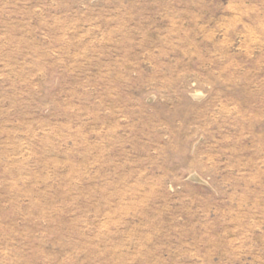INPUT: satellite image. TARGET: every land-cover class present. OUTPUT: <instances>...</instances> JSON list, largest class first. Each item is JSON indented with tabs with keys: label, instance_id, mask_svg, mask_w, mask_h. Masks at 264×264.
<instances>
[{
	"label": "rangeland",
	"instance_id": "rangeland-1",
	"mask_svg": "<svg viewBox=\"0 0 264 264\" xmlns=\"http://www.w3.org/2000/svg\"><path fill=\"white\" fill-rule=\"evenodd\" d=\"M0 264H264V0H0Z\"/></svg>",
	"mask_w": 264,
	"mask_h": 264
}]
</instances>
